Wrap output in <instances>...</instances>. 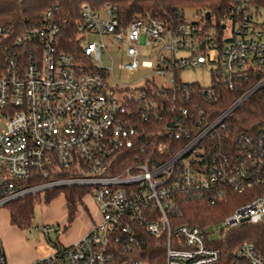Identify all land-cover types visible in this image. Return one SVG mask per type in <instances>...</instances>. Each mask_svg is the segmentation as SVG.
<instances>
[{
  "label": "built area",
  "instance_id": "2783aa9c",
  "mask_svg": "<svg viewBox=\"0 0 264 264\" xmlns=\"http://www.w3.org/2000/svg\"><path fill=\"white\" fill-rule=\"evenodd\" d=\"M81 17L79 38L94 70L59 51L64 22L57 9L42 13L29 34L17 39L26 49L0 55V209L28 195L44 198L54 189L85 187L100 214L80 241L56 247L33 264H151L143 261L153 252L148 238L160 250L156 264H264L250 242L230 257L213 246L234 228L264 223V130L240 136L235 153L209 151L224 121L264 89V6L237 1L220 31L205 29L201 16L195 23L180 18L175 29L150 16L125 26L111 5L94 11L84 4ZM89 33L112 35L128 45L123 72L145 68L167 78L169 86L151 82L178 92L170 116L163 114L164 97L157 101L114 77L115 85L109 83L112 69L101 64L105 44L88 40ZM6 35L0 28V36ZM158 44L162 48L153 56L139 52ZM177 51L189 56L177 57ZM207 65H212V84L200 91L204 102L211 101L217 84L239 95L213 121L191 96L192 87L176 88L177 73ZM252 78L259 80L246 87ZM129 102L143 121L158 122L161 141L156 153L135 156L120 171V155L140 137ZM171 141L179 145L165 156ZM251 190L261 193L221 223L220 238L210 231L215 225L178 224L181 206L190 199L215 207L231 193ZM0 264H7L1 246Z\"/></svg>",
  "mask_w": 264,
  "mask_h": 264
},
{
  "label": "trees",
  "instance_id": "16d2710c",
  "mask_svg": "<svg viewBox=\"0 0 264 264\" xmlns=\"http://www.w3.org/2000/svg\"><path fill=\"white\" fill-rule=\"evenodd\" d=\"M239 0H0V28L6 36H0V55L17 52L22 48L18 45L17 39L23 38L31 27H34L42 13L57 9L58 14L64 22V27L59 36L57 47L59 51L70 55L73 61L83 68L94 70L91 60L85 56L82 43L79 38L78 27L83 22L81 8L84 4L89 5L94 11H101L106 5H111L117 11V17L122 25H129L133 20L143 17H153L168 24L169 28L175 29L179 25L180 18H185L186 11H193L194 15L203 17L205 29L215 28L218 31L227 21L232 11V6ZM256 6H264V0H249ZM210 14L211 18H207ZM186 21V20H185ZM195 23V22H193ZM205 23V24H204ZM259 78H252L247 81V85L255 84ZM176 88L189 85L192 87L191 96L196 97V103L202 105V109L207 115L208 121H213L222 112L227 110L239 96L236 92H231L222 85L214 86L213 96L208 103L201 98V89L197 83L188 84L176 75ZM141 90H147L155 100L164 97L163 110L166 116L172 111L178 99L177 91L168 88H159L154 82H147ZM157 100V101H158ZM129 109H133L131 119L138 121L139 140L135 148L125 151L120 155V171H122L132 161L135 156H151L156 153V146L159 144L160 125L154 119L145 122L141 119V112L135 107L134 102H129ZM264 130V89L254 93L231 116H229L222 126L214 133L213 140L209 144L211 153H235L236 141L242 135H255ZM169 148L165 156L175 153L179 142H169ZM144 148V151H143ZM90 189L85 187H65L49 191L43 200L49 204L61 194L64 195L68 220L71 223L78 211V206L82 205L84 196H88ZM260 190H251L242 194L231 193L229 197L211 207L207 202L190 199L181 206V220L178 224L196 225L208 228L221 224L228 216L232 215L239 207L252 201ZM35 195H28L18 199L6 206L10 212L11 225L20 230H29L34 218V205L37 202ZM41 196V194H40ZM151 250L149 257L143 261L156 264L157 254L160 253L156 241L147 239ZM250 242L255 245L257 251L264 255V223L258 225L244 224L234 228L226 234V237L213 244L221 250L225 257H230L237 246Z\"/></svg>",
  "mask_w": 264,
  "mask_h": 264
},
{
  "label": "rangeland",
  "instance_id": "374dc122",
  "mask_svg": "<svg viewBox=\"0 0 264 264\" xmlns=\"http://www.w3.org/2000/svg\"><path fill=\"white\" fill-rule=\"evenodd\" d=\"M197 19L193 11H186L185 20L187 23L196 22ZM86 37L90 41L103 42L105 44L106 49L102 51L101 64L106 68L112 69V74L109 78V83L111 85H115V79L119 83L129 85L132 89L143 87L148 80L169 86L170 83L167 81V78L154 74L151 69L139 68L137 71L130 73L126 71L123 72L121 65L129 61V58L126 57L128 45L121 43L116 37L108 35L101 38L92 33L87 34ZM167 39H169L168 36H166V40ZM161 48L162 45L160 44L153 45L152 47L141 46L139 52L143 55L150 54L153 56ZM166 54L170 55L168 51ZM212 55H216V51H213ZM176 56L188 57L189 52L177 51ZM152 60L154 61V59ZM97 63H99V61H97ZM172 76L173 75L169 74L170 78H172ZM180 78L183 82L188 84L197 83L205 88L210 87L212 84V65L195 69H184L181 71ZM34 197H36L37 202L34 205L32 226L24 233V240L27 242V247L34 249L42 243V240L45 241L52 250L56 247L72 245L78 242V240L89 231L92 224L100 219L99 210L92 195L84 196L82 205L78 206V211L71 223H69L68 220L66 201L63 194L49 204L45 203L40 194H36ZM6 210V207L0 209V246L3 251L6 249L5 238L7 230L3 231V227L6 225L7 221ZM48 227L52 228L53 231L45 234L43 230ZM223 229L224 226L218 224L213 226L210 231L215 233L216 238H220Z\"/></svg>",
  "mask_w": 264,
  "mask_h": 264
},
{
  "label": "crops",
  "instance_id": "0c3cea01",
  "mask_svg": "<svg viewBox=\"0 0 264 264\" xmlns=\"http://www.w3.org/2000/svg\"><path fill=\"white\" fill-rule=\"evenodd\" d=\"M6 212H7V221H6V225H4L3 227L4 228L3 231L7 230L6 231L7 235L5 238L6 249L4 251L6 255L7 264H33L37 260L47 257L53 252V250L43 240L42 243L38 247H35L34 249L31 247H27L28 246L26 244L27 242L24 240L25 237L24 233L26 232V230H20L16 227H13L11 225L10 212L8 209L6 210ZM92 227L93 224L89 229V231L92 229ZM86 234H84L80 238V240Z\"/></svg>",
  "mask_w": 264,
  "mask_h": 264
},
{
  "label": "water",
  "instance_id": "95a60500",
  "mask_svg": "<svg viewBox=\"0 0 264 264\" xmlns=\"http://www.w3.org/2000/svg\"><path fill=\"white\" fill-rule=\"evenodd\" d=\"M207 18H208V19L211 18L210 14H207ZM222 28H225V25H223Z\"/></svg>",
  "mask_w": 264,
  "mask_h": 264
}]
</instances>
